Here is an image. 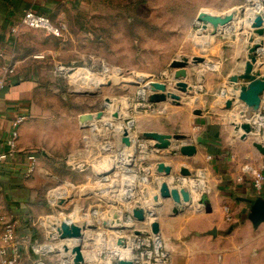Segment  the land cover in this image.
<instances>
[{"label": "crops", "instance_id": "0c3cea01", "mask_svg": "<svg viewBox=\"0 0 264 264\" xmlns=\"http://www.w3.org/2000/svg\"><path fill=\"white\" fill-rule=\"evenodd\" d=\"M81 2L82 0H0V78L5 77L6 79L5 86L0 88V155L6 153V140L12 130L13 119L18 116L27 117V120L19 128V153L14 158L4 156V164L0 168V213L14 223L16 234L14 240L7 244L2 241L0 235V264H10L11 262L14 264H38L39 262L71 264V256L62 251L60 247L62 243L53 239V233L50 235L52 238L48 237L46 240L37 238L33 226L26 217L31 211L32 205H38L40 193L33 184L32 178L25 176V171L31 161L39 162L41 157H44L41 153L43 146L46 148L47 157L52 156V162L61 163L70 173L77 172L79 184L85 183L88 177L94 181L93 186L79 191L80 196L75 202L78 205L76 212L83 213L86 217L74 222H85L91 226L87 229V236L82 243L85 256L90 260L88 264H117V260L111 258L110 250H102L98 247H96L98 251L92 249L100 239L102 227L115 231V243L119 239L117 230L112 229L113 226H116L112 219L114 210L124 216L126 214L127 217L130 216L133 208H137L147 215L144 222L124 220L123 218L127 227L125 230L127 234L124 235L125 240H150V223L153 220L159 222L161 233L166 238V227L156 218V215L147 214L149 209L146 204L127 198L129 201L127 206L120 207L117 201L120 192L118 189L110 188L109 184L119 169L118 156L117 154L110 155V157L108 155L105 158L102 156L103 152L113 153V149H117L118 145L117 143L115 145L109 142L102 144L103 142L97 140H88V132L95 137L99 132H102L103 124L98 123L93 129H82L80 126H72L73 129H71L66 127V124L61 127V124L53 123L52 127L47 130L45 138L39 139L36 136L28 140L27 134L33 132L36 122L54 120L55 111L50 107L49 100L53 101L59 95L57 91L59 78L52 62L45 59L46 57H42V55L48 56L50 49L34 47L36 38H47L49 35L28 29H21L14 35L10 29L25 11L32 10L55 20L57 25L63 26L66 31V17L64 13H60L61 9L65 5L78 6ZM239 32L243 31L235 29L231 32L224 31V42ZM228 34L230 35L228 36ZM262 52L258 56L255 70L259 69L264 75V49ZM245 61L244 58L239 64V68L226 75L224 70L218 69L214 64L208 65L215 67L214 69L207 67L210 72L206 74V70H201L199 75H197V69L191 66L188 68V78L185 80L190 85L192 94L196 93L191 98V102H187L188 98L184 94L178 91L174 92L181 96L182 103L187 102L191 105L198 101L200 106L202 100L209 96H212L214 100L218 99L223 90L230 91L225 76L228 78L231 74L241 73ZM6 67H13L14 74L4 76ZM164 73L169 75L171 72L160 71L153 76L168 84L169 90H173L170 78L163 76ZM44 98L46 100L41 102V99ZM229 98L226 97V100ZM208 105L204 103L201 107L194 105L192 110H181L186 105L178 107L161 104L159 108L162 110H159L158 122L152 123L148 127V131L185 135L186 143H192L197 147L196 155L193 158L182 156L177 151L181 143L174 141V146L169 151H164V157H155L151 152L143 155L138 154L136 160L127 169L128 178L135 181L138 188L145 187L150 194L154 191L149 182L148 184L142 183L140 173H143L144 177L150 178L153 166L157 161L170 165L173 175L176 177L180 176L182 168H186L192 172L195 178L202 177L204 179L205 188H209L208 199L212 206V213L198 217L194 212H187L185 217L174 218L170 224H166L167 228H176L178 236L187 237L190 235V243L199 242L195 239L196 237L192 238L193 234H204L202 232H210L213 229L224 232L225 229H229L235 224L240 227L246 226V229L251 233V229H253L249 222L251 206L256 198L264 199V185L262 190L256 191L253 188L251 176L243 174V167L249 165L264 175V154L253 146V142L258 137L244 138L242 131L236 127L235 121L242 118L241 115L240 118L237 115L241 110H212ZM168 107L172 110H167ZM195 110H201L202 115H193ZM255 115L256 120L259 121L255 124L257 126L261 124V128L264 129V110H259ZM242 122H247V120L244 119ZM252 124L254 123L252 122ZM131 133V138L134 140V133ZM258 135L257 132L256 136ZM258 141L264 144L261 139ZM101 164L105 167H101ZM198 171L203 172L202 175L197 174ZM159 180L167 179L159 177ZM101 182L105 183V187L101 186ZM190 191L194 198L196 193L192 189ZM107 193L113 195V202L111 200L110 205L98 201ZM82 196L89 197L83 199ZM167 205L173 207L170 202ZM195 206L196 204L192 208H185L184 211L201 205ZM107 210H110L111 217L102 215V211ZM161 210L154 209V212L158 214V211ZM124 211L125 213H123ZM136 230L140 231L142 235H134ZM254 231V234L249 235L254 238L253 242L262 249L261 254L256 255V259L263 262L264 222ZM222 238L225 240L231 237L223 235ZM47 241L50 244L45 249L51 247L47 251L41 250V253L37 254L33 250V245H43ZM227 242H230V239ZM146 247L144 245L142 249L144 250ZM139 250L135 253L133 263L145 264V251L138 252ZM115 251H117L116 248L112 253ZM168 253L170 252L168 251ZM187 253L186 258L193 261L194 255H190L191 252ZM128 258L130 259V255ZM170 258L171 260L169 256L167 258L169 264H176L174 257L170 255Z\"/></svg>", "mask_w": 264, "mask_h": 264}, {"label": "rangeland", "instance_id": "374dc122", "mask_svg": "<svg viewBox=\"0 0 264 264\" xmlns=\"http://www.w3.org/2000/svg\"><path fill=\"white\" fill-rule=\"evenodd\" d=\"M257 1L264 11V0H82L78 6L74 4L63 6L60 13H64L66 17L64 36L62 38L38 37L34 42V47L50 49L49 55H42V57L51 61L58 73L59 88L57 91L59 95L55 100H49L50 107L55 111L54 120H51L53 122H36L33 132L27 134L28 140L36 136L39 139L45 138L47 130L52 127L53 123L61 124V127L66 124V127L71 129H73L72 126H80L79 121L82 115H94L99 110H107L105 107L106 98L115 102L111 105V110H118L121 117L129 118L128 121L133 120L134 128L130 131V135L133 132L135 139L140 140L143 133L148 131V127L152 123L158 122L159 110H162L159 108L161 104L149 102L147 90L146 94H143L144 97L141 95L143 87L148 83L143 80V77L157 75L160 71L172 72L171 62L183 58L189 59V68L191 66L196 68L197 75L201 70H206L207 74L210 72L208 68H215L208 66L209 64H214L218 69L224 70L225 75L239 68L241 61L244 58L247 59V48L251 42L255 43L261 40L259 36L252 35L249 30L244 28L247 23L246 15L256 9ZM237 10L238 17L241 18L240 20L237 18L230 27L232 30H242L243 32L236 33V36L227 38L225 42L223 31L211 37L209 31H203L201 26L195 25L198 23L196 19L200 12L205 11L223 16ZM242 10L244 13L240 12ZM52 22L57 25L55 20ZM194 57L204 58V63L192 64L191 61ZM65 69L71 71L66 72ZM77 71L83 74H77ZM225 77V81H227V76ZM105 78L112 81L110 86L106 85ZM102 83L104 85L99 88V84ZM230 91H225L226 96L221 93L220 97L215 100L212 96L206 97L200 106L198 101L193 105L183 102L180 107L184 105L186 107L181 110H192L194 105L201 107L204 103L209 104V109L223 110L222 104L226 97L231 95ZM45 100V98L41 99V102ZM167 110L172 109L168 107ZM260 110H264V103ZM237 115L240 118V113ZM243 120L244 117L235 122L241 124ZM128 121L114 120L111 128L103 126L102 132L94 134L95 137L88 132L90 141L97 140L103 142L102 144L109 142L118 145L117 149H113V153L103 152L102 156L103 158L108 155L109 157L116 154L118 156L119 169L109 184L110 188L118 189L120 192L117 196L120 207L127 206L128 199L142 203L139 193V188L142 187L138 188L135 181L128 178L127 173V169L134 160L133 150L127 149L128 152H131L129 154L132 158H129V155L125 163L120 158L125 148L120 142L119 133ZM116 130L119 132L118 134ZM256 137L264 141L263 133L253 138ZM43 144L45 145V143ZM103 146L105 147V145ZM42 148L41 153L44 157H41L39 162L33 160L35 172L29 177L39 189V203L32 205V209L31 211L29 209L30 212L26 217L33 226L35 236L46 240L48 237L52 238L50 235L54 234L53 218L68 217L69 220L77 221L86 217L83 213L76 212L78 205L75 202L80 196L79 191L90 188L94 185V181L88 177L85 183L79 184V176L76 171L70 173L61 163L52 162V156L47 157L45 154V146ZM121 161L123 165L128 161L131 163L123 166ZM101 167L105 166L101 164ZM202 173L198 171L197 174L202 175ZM140 176L144 177V174L140 173ZM153 176L154 173L151 177ZM195 179L190 181L200 182L203 187L201 190L195 192L190 181H186V187L197 194L193 200L198 203L201 196L208 198L209 188H205L206 185L202 177ZM146 180L144 178V182H142L145 183ZM101 186L105 187V183L101 182ZM87 197L89 196H82L83 199ZM112 197L113 195L107 193L98 201L110 205ZM167 204L165 203L163 207L159 208L162 210L158 211V214L155 213L156 218L167 229L166 238L160 232L158 236L151 235L150 240L143 242L136 239L125 240L124 235L127 234L125 231L119 233V239H122L123 242L117 245L115 231L102 227L99 242L97 241V245L92 249L98 251L96 249L98 247L102 250H110L112 253L115 248L120 250L119 246L126 244L131 248L129 255L133 262L136 251L138 249H140L138 252L142 251V246L145 244V246H150L148 255L156 257L162 255L164 257L162 260L168 264L167 258L169 256L171 260L170 255L174 257L176 264H264V261L260 262L256 259V255H260L262 249L253 242L254 238L250 236L255 233L254 230L259 225L255 226L250 219L249 222L254 229H251V233L246 229V226L240 227L235 224L229 229H225V234L216 229L202 232L204 234L191 233L193 234L192 238L196 237L195 239L199 242L190 243V235L187 237L178 236L176 228H167L166 224H170L174 218L186 215L187 212H194L198 217L208 213L205 212L204 207L197 206L193 208L197 210L190 209L174 214L172 206ZM171 205L173 204L171 203ZM185 207L192 208V205ZM110 214V210L102 211L103 216L111 217ZM120 215L124 216V214ZM222 234L231 238L224 240ZM15 235L14 228V237ZM228 239L230 242H227ZM158 240H162L164 246L158 248ZM48 244L50 243L47 241L43 245H33V250L40 254L41 252L38 251H47L51 248L45 249ZM187 252L194 255L193 261L186 258ZM88 262H90L89 259ZM40 263L45 264L44 262Z\"/></svg>", "mask_w": 264, "mask_h": 264}, {"label": "water", "instance_id": "95a60500", "mask_svg": "<svg viewBox=\"0 0 264 264\" xmlns=\"http://www.w3.org/2000/svg\"><path fill=\"white\" fill-rule=\"evenodd\" d=\"M244 13V10L241 11ZM239 15V14H238ZM238 15L236 12L227 13L223 16L214 15L208 12H200L195 25L201 26L203 31H209L211 37L218 35L225 28L231 26L236 20ZM247 21L254 25V34L260 37L261 40L252 43L248 46L247 59L244 62L243 71L241 73H235L228 76L227 81L230 88V98L222 104V109L230 111L233 109H241L240 115L244 117L247 122L236 124V127L242 131L244 138L256 136V133L260 135L264 133V129L257 126L255 123H259L256 120V113L262 108L264 103V75L257 69L255 65L258 63V56L262 52L264 47V19L261 16H255L254 18L248 17ZM192 64L198 65L204 63V58L194 57L191 61ZM190 61L188 58L181 60H174L170 64L172 72L168 75L166 73L163 76L170 78V84L173 86V90H169L168 84L155 79L154 76L143 77L144 81H147V85L143 87L144 94L146 90L149 93V102L155 104L169 103L173 106H182V98L174 91H178L184 94L191 102V98L194 96L191 91L190 85L185 81L188 78V68ZM107 86L112 84L110 79L105 78ZM104 83L99 84V88ZM223 90L222 95H226ZM144 97V96H143ZM115 103L109 98L105 99V107L107 110H99L94 115H82L80 117V127L82 129H93L96 124L101 123L107 128H111L112 122L116 121H128V117H121L118 110H111V105ZM193 115H202L201 110L193 111ZM252 122L254 124H252ZM86 123V125L84 124ZM261 123V122H260ZM132 125V127H131ZM133 120L128 121L123 126L122 131L119 133L120 142L124 148L132 149L134 159L137 155H143L144 153H152L155 157H164V151H169L174 146V141L181 143L178 147V152L187 158H193L196 155L197 147L192 143H186L187 137L183 134H164L154 131H146L143 133L140 140H132L130 131L133 129ZM253 146L262 154H264V144L259 142L258 139L253 142ZM121 165V163H120ZM148 172V170H146ZM154 177H142V181L146 178V182L150 183V187L153 189V193H148V190L143 187L140 188L139 193L142 203L148 207L147 214L151 216L155 215L154 209L163 207L166 201L173 204L172 212L178 214L184 212L185 206L192 205L193 197L190 189L186 187V181L196 180L192 172L186 168L180 170V176L173 175L172 167L164 162L157 161L153 166ZM159 177H164L167 180H159ZM134 187L132 188V190ZM200 207H204L206 213L212 212V206L210 200L206 196H201L199 200ZM181 208H180V207ZM151 208V210H150ZM113 226L112 229L117 230L118 233L127 229L124 224L123 218L116 210L112 213ZM147 219V215L137 209L133 208L130 212V216H124V220H136L138 222H144ZM249 219L255 226L264 222V199L256 198L251 206V214ZM52 226L54 228L53 239L61 242V249L64 253H68L71 256V264H88V259L84 253L83 241L87 236V229L91 226L85 222L76 223L73 220H69L67 217L53 218ZM161 232L159 222L153 220L150 223V234L155 237ZM134 235L141 236L140 231H135ZM123 240L118 239L116 244H122ZM67 243V244H66ZM117 260V264H133L130 260L114 257ZM38 264H41L40 262ZM112 264V263H111Z\"/></svg>", "mask_w": 264, "mask_h": 264}, {"label": "built area", "instance_id": "2783aa9c", "mask_svg": "<svg viewBox=\"0 0 264 264\" xmlns=\"http://www.w3.org/2000/svg\"><path fill=\"white\" fill-rule=\"evenodd\" d=\"M21 29H28V30H35L41 31L49 36L62 38L64 36L65 28L61 25H56L52 22V20L42 14H38L32 10L25 11L21 18L15 22L11 27V33L16 35L19 30ZM1 56V53H0ZM14 68L13 67H6L4 70V76L6 75H13ZM6 84L5 77L0 78V88L4 87ZM27 120L26 116H18L12 121V130L10 132L9 137L6 140V153L5 155H0V168L4 164V156L9 158H14L19 153V128L21 124H23ZM35 170V163L31 161L26 168L25 176L27 178L31 177L34 174ZM243 174L251 176V181L253 188L256 191H260L264 185V175L262 172L254 169L252 166L245 165L243 167ZM14 228L15 225L13 222L6 219V217L0 213V235L1 239L4 243H10L14 240ZM150 246H147L143 251H145V264H164V257L159 256L156 257L155 255H148ZM40 252V251H38ZM144 255V253H143ZM10 264H14L11 262Z\"/></svg>", "mask_w": 264, "mask_h": 264}, {"label": "bare ground", "instance_id": "6f19581e", "mask_svg": "<svg viewBox=\"0 0 264 264\" xmlns=\"http://www.w3.org/2000/svg\"><path fill=\"white\" fill-rule=\"evenodd\" d=\"M255 1V0H254ZM257 3V6H256V9H254V10H251L250 11V13L249 14H251V15H246V22L248 23H246L245 21V23H246V25H245V27L244 28H246L247 30H249L250 32H251V34L253 35L254 34V30H255V28H254V25L253 24H251V23H249L248 21H247V18L248 17H252V18H254L255 16H263L262 18L264 19V11L262 10V7L260 6V4H259V1H257L256 2ZM238 8V7H237ZM248 8V7H247ZM239 9V8H238ZM253 9V8H252ZM241 12V11H240ZM229 13H231V12H229ZM238 10L236 11V14L238 15ZM248 13V12H247ZM227 14V13H226ZM239 20H240V18L241 17H237ZM242 21H243V19H242ZM237 23V22H236ZM239 24V23H238ZM238 26V25H237ZM236 26V27H237ZM235 28V27H234ZM225 30V32H227V31H232V27H228V28H225L224 29ZM224 30H223V32H224ZM246 31V30H245ZM252 38V37H251ZM264 49V48H263ZM263 53V52H262ZM263 55V54H262ZM65 71L66 72H69V71H71V70H69V69H65ZM77 74L78 73H80V74H83L82 72H80V71H77L76 72ZM79 74V75H80ZM84 75H85V73H84ZM74 76V75H73ZM88 76V75H87ZM81 77V76H80ZM78 78V77H77ZM82 78V77H81ZM85 79H87L86 77H85ZM88 80H90V79H88ZM86 81V80H85ZM85 81H84V83H85ZM89 83V82H88ZM92 84V83H91ZM85 85V84H84ZM86 85H87V83H86ZM93 85V84H92ZM82 86V85H81ZM85 88V87H84ZM176 91V90H175ZM140 93V92H139ZM143 94H144V91H141V95L143 96ZM178 94V93H177ZM226 96V95H225ZM116 105V104H115ZM86 124V123H85ZM132 126V125H131ZM112 146V145H111ZM125 151H124V153L122 154V156L120 157L121 158V160L125 163L126 161H127V157L131 154V152H128V150H127V148H125L124 149ZM131 151V150H130ZM122 153V152H121ZM130 153V154H129ZM133 153V152H132ZM148 156V155H147ZM129 158H132V156L130 155V157ZM135 160V159H134ZM133 160V161H134ZM122 161H121V163H122ZM128 163H131V162H127L126 164H128ZM126 164H124V165H126ZM132 164V163H131ZM130 164V165H131ZM122 165H123V163H122ZM123 165V166H124ZM128 166V165H127ZM144 169V168H143ZM143 182H144V180H143ZM142 182V183H143ZM191 182V184L193 185V190H195V192L196 191H198V190H201L203 187H202V184L200 183V182H196V181H190ZM146 183V182H145ZM134 186V185H133ZM202 187V188H201ZM127 192V191H126ZM70 194V193H69ZM197 195V194H196ZM127 198V197H126ZM196 204V206L197 205H199V203H197L196 201H194L193 203H192V206L193 205H195ZM195 206V207H196ZM180 207V206H179ZM181 208V207H180ZM143 242V241H142ZM130 245V244H129ZM145 245V244H144ZM148 245V244H147ZM162 240H158V248H160V247H162ZM138 246V245H137ZM164 246V245H163ZM134 248V247H133ZM119 249L120 250H117V251H115L114 253H111L112 254V257L111 258H114V257H117V258H122V259H125V260H130L131 261V259H129L128 258V254H130V246H127L126 244L125 245H121V246H119ZM122 255H124V256H122Z\"/></svg>", "mask_w": 264, "mask_h": 264}]
</instances>
